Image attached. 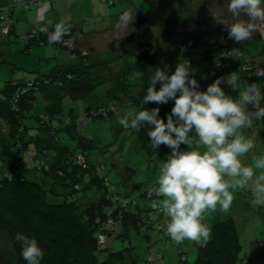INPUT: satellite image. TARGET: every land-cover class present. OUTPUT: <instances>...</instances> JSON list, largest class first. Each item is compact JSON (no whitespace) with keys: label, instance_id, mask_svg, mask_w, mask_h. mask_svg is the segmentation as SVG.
Masks as SVG:
<instances>
[{"label":"trees","instance_id":"1","mask_svg":"<svg viewBox=\"0 0 264 264\" xmlns=\"http://www.w3.org/2000/svg\"><path fill=\"white\" fill-rule=\"evenodd\" d=\"M7 1L1 3L0 8L12 4L13 22L6 24L7 31L6 25L0 22L3 36L17 35L15 19L18 18L19 23L30 20L21 15L15 17L16 6H22L25 13L31 3L37 4V9L45 5L41 0H22L15 4L12 0ZM47 5L44 18H38L37 10L35 21H30L33 31L26 34L29 50L35 45L49 44L48 33L55 22L50 16L52 3ZM134 24L130 41L123 35L118 39L115 51L94 54L82 47L83 40L89 41L92 36L84 35L81 24L67 27L62 41L54 44L67 49L70 58L65 56L64 59L57 51L56 63L49 72L12 78L0 86V115L10 123V137H0L5 161L0 169V232L7 236L19 264H26V261L21 256L20 243L15 239L18 232L37 239L44 250L41 264H138L130 245L115 246L117 238L126 237L130 225L140 224L142 209H134L132 205L138 203L130 198L129 189L126 187L121 191L107 175L99 174L86 153L97 147L86 130L91 122L101 118L99 115L110 111V105H118L121 109L131 104L139 110L158 107L157 104H143L151 75L145 67L144 57L154 45L155 31L149 14L143 11L138 10L135 14ZM26 30L29 29L26 27ZM217 34L220 37L215 47L218 69H235L239 77L251 80L264 78L254 74L257 67L264 68L259 61V56L264 53L261 34L255 43L248 44L237 43L232 38L223 42V36L228 35L227 25L221 26ZM256 41L262 43L260 47H256ZM186 60L192 63L190 59ZM117 66L124 67L122 73H115L113 69ZM104 67L110 68L109 76ZM109 81L112 85L104 94L113 98L108 100L107 106H85L84 115L76 112L75 104L66 109V97L85 98L97 88L96 85L107 83L105 86H109ZM37 91L49 100L46 113H32ZM90 113L93 116L89 118ZM166 114L161 115L167 117ZM31 119L33 123L29 122ZM135 131L142 149L151 158L165 146L161 144L154 150L146 129ZM6 152L9 155H4ZM157 178L145 189L144 198H156L150 197L147 191ZM146 211V223L168 235L164 230L166 221L157 218L160 210L152 207ZM208 226L211 227V239L199 246L194 264H253L252 257L241 256L243 243L236 218L229 217ZM111 234L114 239L109 243ZM101 235L105 240H100ZM182 259H186L184 254ZM0 264L5 262L0 259Z\"/></svg>","mask_w":264,"mask_h":264},{"label":"rangeland","instance_id":"2","mask_svg":"<svg viewBox=\"0 0 264 264\" xmlns=\"http://www.w3.org/2000/svg\"><path fill=\"white\" fill-rule=\"evenodd\" d=\"M58 5L60 6L55 11L56 17L60 14V18H58L60 23L66 27L81 24L84 35L92 36L91 40L84 39L82 42V47L86 52L90 51L94 54L115 51L119 44L118 39H122L123 35L130 41L137 13L134 10L137 8L139 11L149 14L155 31L154 45L144 57L145 67L151 75L157 67L167 69L171 74L178 62L190 59L193 69L190 75L199 82V90H206L207 86L218 77L235 72V69L226 67L218 69L215 66V58L218 56L215 47L220 39L217 33L220 32L221 26L230 24L234 20L227 9L226 0H64L58 2ZM125 11L133 17L131 23L125 24L120 20ZM30 13L24 14V18L30 19L29 21L17 22V35L11 33L9 36H3L0 29V86L12 78L34 77L39 73L49 72L56 63L55 55L58 52H61L64 59L65 56L70 58L67 49L60 48L55 44L35 45L31 50L27 48L26 34L33 31L30 21H35L33 12ZM26 27L29 30H26ZM259 34H261L260 31H257L250 39L240 43L248 44L257 40ZM229 38L228 35H225L222 41H227ZM256 42V47H260L262 43ZM195 53L201 54V56L195 57ZM106 54H101V56L104 57ZM259 57V61L264 64V53ZM115 68L113 70L117 74V72L122 73L124 67L117 66ZM103 70L107 71L106 76L110 75V68L104 67ZM235 73L237 74V72ZM253 82L261 84L262 91H264V78L251 80L245 76L240 77L241 89L246 83ZM105 85L107 83L96 85L97 88L85 98L66 97L64 99L66 109L71 104H75L76 112L84 115L85 106L95 107L96 104L107 106L108 100L113 96H109L108 93L104 94V91L112 85L111 81H109V86ZM160 86V82H157L156 88L159 89ZM221 87L233 97L238 96L239 90L232 89L227 83L222 82ZM35 94L37 99L32 113H46L49 100L40 91ZM261 104L264 105V100L261 101ZM173 105L174 100L171 99L167 103L157 105L159 109L161 108L159 116L165 122L167 117L163 115L165 112L170 113ZM135 111H139V109L131 104H126L121 109L118 105H114V108H110L107 114L99 115L101 118L90 124L88 122L89 127L86 130L87 135L93 138L97 144L96 148L86 150L96 171L101 175H107L113 183L118 184L121 191L127 187L130 198L136 199L138 203V205H132L134 209H142L140 224L138 226L130 225L126 237L117 238L115 247L123 248L130 245L138 264H194L201 244L188 240L182 243L175 242L169 235L154 225H148L145 221L146 209L152 208V199L144 198L142 194L153 179L158 177L160 166L170 154L171 149L165 145L152 158L142 149L136 131L125 129L119 123L122 116ZM91 116H93L92 113L88 114L89 118ZM29 122L33 123V120L31 119ZM9 130V120L0 115V137L9 138ZM240 132L251 138L254 143L253 149L241 157L243 163L250 165L254 156L264 154V119L255 121L251 127L241 129ZM180 147L184 149L187 146L181 144ZM4 155L7 156L9 153L6 152ZM4 163L0 143V169ZM158 217L167 221L161 211L157 213ZM229 217L236 218L239 225L243 243L241 256L245 259L252 257L253 264H264V245H262V241H264V206H257L253 203L251 192L248 189L238 188L234 192L230 209L227 212L221 211L219 208L215 212L209 211L204 222L209 225ZM113 239L111 234L108 242L110 243ZM183 254L186 256L185 260L182 259ZM0 259L5 264H19L7 236L1 232Z\"/></svg>","mask_w":264,"mask_h":264},{"label":"clouds","instance_id":"3","mask_svg":"<svg viewBox=\"0 0 264 264\" xmlns=\"http://www.w3.org/2000/svg\"><path fill=\"white\" fill-rule=\"evenodd\" d=\"M226 2L234 18L226 24L230 38L240 43L257 31L264 32V0ZM132 19L127 11L120 17L125 24ZM66 32L63 23H56L48 33L49 44L61 42ZM192 71L185 60L178 62L171 74L157 67L150 76L143 104L174 100L166 122L159 116V107H144L126 113L119 123L125 129L145 128L154 150L161 144L171 149L148 192L156 197L151 205L167 218L165 229L173 241L204 244L212 235L211 227L204 222L206 214L217 208L227 212L236 189H248L253 203L264 206V154L254 156L250 165L243 163L241 157L253 149L254 143L240 132L264 119V91L256 82L246 83L241 89L235 72L199 90ZM254 74L264 77V68L257 67ZM157 82L161 84L159 89ZM222 82L239 90L238 96L226 93ZM181 144L187 147L181 149ZM15 239L26 264H41L44 250L35 237L18 232Z\"/></svg>","mask_w":264,"mask_h":264},{"label":"built area","instance_id":"4","mask_svg":"<svg viewBox=\"0 0 264 264\" xmlns=\"http://www.w3.org/2000/svg\"><path fill=\"white\" fill-rule=\"evenodd\" d=\"M12 1L15 4V3L21 2L22 0H12ZM48 8H49L48 5H43V6L39 7L38 8V18H40V19L44 18ZM11 12H12V4H7V5H4L3 7L0 8V22H1V25H6V24L9 25V24H11L13 22ZM5 31H7V25H6ZM260 33H261L262 37L264 38V32H260ZM109 108H114V105H110ZM151 187L152 186L149 187L147 193L149 192ZM164 230L166 232L165 228H164ZM100 240L101 241L105 240V236L101 235L100 236Z\"/></svg>","mask_w":264,"mask_h":264},{"label":"crops","instance_id":"5","mask_svg":"<svg viewBox=\"0 0 264 264\" xmlns=\"http://www.w3.org/2000/svg\"><path fill=\"white\" fill-rule=\"evenodd\" d=\"M41 1H43L45 5L52 3V6H53L52 8L53 9L51 11L50 16L53 18L55 24L56 23H60V19H58V18H60L59 17L60 14L56 17V11H55V9H57V7L60 6V5H58V2L60 3L61 1H64V0H41ZM7 2H8L7 0H0V5H1V3L4 4V3H7ZM37 7H38L37 4L31 3L29 11H27L25 13L33 12L34 16H36L37 15V10H38ZM58 10H59V8H58ZM130 10H132V9H130ZM134 11L135 12H138V9L136 8ZM25 13L23 11L22 6H18V7L16 6L15 7V12H14V16L15 17L16 16H20V15L24 17V14ZM48 16H49V13H48ZM18 20H19L18 18L15 19L16 25H17Z\"/></svg>","mask_w":264,"mask_h":264}]
</instances>
